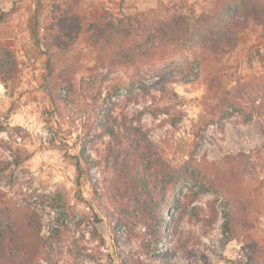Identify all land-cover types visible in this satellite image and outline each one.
<instances>
[{
	"label": "rangeland",
	"instance_id": "obj_1",
	"mask_svg": "<svg viewBox=\"0 0 264 264\" xmlns=\"http://www.w3.org/2000/svg\"><path fill=\"white\" fill-rule=\"evenodd\" d=\"M93 1L0 0V207L17 212L23 225L38 223L41 235L47 237L63 229L60 205L48 204L49 195L60 196L68 206L64 221L69 230L46 245V256L57 264H264V257L260 253L252 257L251 249L254 242L264 244L263 26L253 18L245 27L238 24L236 39L222 41L219 47H211L208 39L180 40L161 60L172 61L169 73L175 81L167 86L179 97L154 104L131 84L136 70L148 69L154 61L142 53L146 46H136L131 63L124 58L109 66L98 62L100 52L88 28L107 9L87 14ZM213 2L157 0V6L126 13L131 33L116 34L111 44L141 43L174 13L183 15L188 25L194 23ZM132 5L137 8L136 2ZM61 9L82 20L68 50L47 46L52 15ZM108 12L107 18L114 21L121 17ZM234 15L240 22L245 19L242 9ZM153 42L158 44L157 39L149 41ZM49 69L60 94L69 93V101L55 110L42 85ZM159 84L152 83L151 88L157 96ZM110 96L115 114L132 116L145 106L169 105V115L145 112L143 130L166 163L192 170L179 189L187 206L185 216L176 231L168 229L150 252L144 240L132 236L146 230L141 223L122 224L116 231L119 240L113 238L116 218L107 212L117 214L128 205L110 190L113 170L105 156L110 138L101 134L94 117L101 105H110ZM226 96L238 110L226 104ZM224 109L228 114L221 118ZM168 118L177 119L176 124ZM83 154L92 162L89 167ZM128 209L131 217L134 208ZM225 209L239 217L238 236L222 245ZM212 210L218 211V218L210 226L202 218L208 219ZM163 214L168 219L171 213L163 210ZM94 228L105 244L94 237Z\"/></svg>",
	"mask_w": 264,
	"mask_h": 264
},
{
	"label": "trees",
	"instance_id": "obj_2",
	"mask_svg": "<svg viewBox=\"0 0 264 264\" xmlns=\"http://www.w3.org/2000/svg\"><path fill=\"white\" fill-rule=\"evenodd\" d=\"M239 9H242V14L245 16L243 22H240L234 15L235 11ZM107 15H110L108 10L105 11L101 20L91 22L88 28L92 43L100 52L101 59L98 62L109 66L115 65L117 60L124 58L131 63L137 56L134 51L136 46H146L142 53L154 61L148 69H137L131 84L139 89V94L142 96L151 97L154 104L161 99L172 100V98L178 99L179 97L174 90L167 86L169 82L175 81L170 75L173 70L172 61L163 64L161 60L165 58V54L169 53V49L175 47L183 38L198 39L201 43L208 39L212 43L211 47H219V43L222 41L231 42L232 38L236 39L235 30L239 26L238 24L245 27L252 18L263 26L264 37V0H214L211 10L189 25L186 18L181 14L168 15L155 26L154 32L149 34L144 41L130 45L122 43L116 46L111 44L118 33L123 37L130 35L131 29L125 23V19L129 17L123 14L114 21L112 18H107ZM37 18L38 15H36ZM50 28L53 33L47 46L59 50H68L81 31L82 20L79 15L71 10L61 9L52 15ZM155 39L158 40V44L149 43ZM54 75V71L49 69L44 75L42 85L50 105L55 110L61 103L69 101V93L60 94ZM152 76L157 78L151 82L146 81ZM183 80L185 82L190 81L188 78ZM152 83L154 85L160 83L158 96L152 93ZM68 90L70 91L72 88H68ZM110 98L111 96L107 101L110 105H106L105 102L97 109L94 117L101 129V134L110 138L105 153L106 162L111 165L113 170V175L110 178V190L120 202L134 208L131 217L128 206V211L123 209L117 213L118 215L111 211L110 213L107 212L108 216L111 215V217L116 218L113 238L114 241L119 240L116 231L122 224L141 223L146 227V230L141 231L139 229L138 232L132 233V236L144 240L145 249L150 252L154 245L164 240L168 229L172 233L176 231L177 226L185 216L187 206L179 197V189L187 178H191L192 170L174 168L166 163L147 132L143 130L141 118L145 112L154 117H158L159 114L169 115V105L151 109L149 106H145L138 113L129 116L124 112L115 114L113 110L115 101ZM224 98L228 106L233 105L234 110H238V106L231 103L229 96ZM227 114L228 111L224 109L221 118ZM248 119H250V115L246 120ZM167 121L175 125L177 119L168 118ZM83 158L89 167L92 163L89 157L83 154ZM48 199L50 200L49 205L54 206L56 203L60 205L58 220H61L63 229L57 228L54 234H49L47 237L41 235L38 223L35 226L29 221L23 225L16 218L17 212L0 207V264H57V261L52 262L46 256V245L48 241L58 240L60 234L69 230L68 223L64 221L68 216V206L56 193L49 195ZM44 200L46 201V199ZM163 210L171 213L168 219L165 218ZM32 216L31 214L29 220L32 219ZM217 218L218 211L212 210L210 217L208 219L202 218V220L212 226ZM238 218L232 209L223 211L222 245L237 238ZM170 222L173 223L172 227L169 225ZM244 224L248 226V224ZM130 229L132 230V227ZM93 234L99 239L100 244H105V239L96 228H94ZM251 249L254 253L252 257H256L255 254L258 255L259 253V256L264 257V244L254 242Z\"/></svg>",
	"mask_w": 264,
	"mask_h": 264
},
{
	"label": "crops",
	"instance_id": "obj_3",
	"mask_svg": "<svg viewBox=\"0 0 264 264\" xmlns=\"http://www.w3.org/2000/svg\"><path fill=\"white\" fill-rule=\"evenodd\" d=\"M132 1L137 3V8L135 5H132ZM147 5L149 7L157 6V0H94L90 6L91 9L89 10L88 8L87 14L89 12L95 13L96 10H101L100 13H102L107 9L114 12L115 14H120L122 16L123 14L130 13L136 9L142 10L146 8Z\"/></svg>",
	"mask_w": 264,
	"mask_h": 264
},
{
	"label": "water",
	"instance_id": "obj_4",
	"mask_svg": "<svg viewBox=\"0 0 264 264\" xmlns=\"http://www.w3.org/2000/svg\"><path fill=\"white\" fill-rule=\"evenodd\" d=\"M105 231V229L103 228V232Z\"/></svg>",
	"mask_w": 264,
	"mask_h": 264
},
{
	"label": "built area",
	"instance_id": "obj_5",
	"mask_svg": "<svg viewBox=\"0 0 264 264\" xmlns=\"http://www.w3.org/2000/svg\"><path fill=\"white\" fill-rule=\"evenodd\" d=\"M63 92H64V90H63Z\"/></svg>",
	"mask_w": 264,
	"mask_h": 264
}]
</instances>
